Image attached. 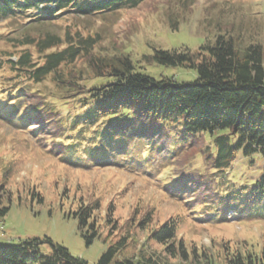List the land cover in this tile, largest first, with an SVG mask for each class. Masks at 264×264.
Masks as SVG:
<instances>
[{
    "label": "trees",
    "instance_id": "trees-1",
    "mask_svg": "<svg viewBox=\"0 0 264 264\" xmlns=\"http://www.w3.org/2000/svg\"><path fill=\"white\" fill-rule=\"evenodd\" d=\"M155 1L158 0H0V22L12 20L16 25L2 38L9 46L0 50V84L8 85L0 90L5 97L0 99L5 113L2 118L13 126H35L38 142L43 147L51 146L54 156L76 167L147 165L140 151L146 147L150 154L151 145L146 142L160 132L163 134L158 140L172 138L173 144L167 145L175 150L209 140L212 150L201 147L198 152L206 154V164L219 172L228 171L240 153L246 158H264L262 46L251 45L241 54L231 40L219 37L194 51L155 50L152 55H143L140 61L196 73L192 82L178 83L166 78L158 81L139 72L126 50L104 53L98 48L101 34L88 31L91 27L82 24L87 30L84 33L80 29L74 31L77 23L73 27L62 25L70 15L105 17ZM60 20L63 22H56ZM46 82L56 89V95L51 96L53 101L45 92L34 89ZM67 101L77 105L74 115L61 114ZM125 149L130 153L125 154ZM147 166L154 169L153 165ZM173 184H168L166 190L183 194ZM6 185L7 180L0 181V218L10 210V205H4L2 200L3 194H11ZM252 186L237 188L244 193L241 204L247 209H264V170ZM33 196L42 200L36 191ZM218 201L226 210L234 204L229 197H217L207 204ZM77 202L74 217L82 232L89 228L86 239L91 244L102 222L95 215L101 208L100 200L86 202L81 197ZM195 203V207L202 206ZM240 207L237 208L246 210ZM114 211L110 205L103 225L123 233L97 264H213L209 248L199 252L178 238L175 218L157 222L160 225L151 228L154 209L135 208L130 220L119 226L120 218L113 217ZM220 211L223 221L227 214L221 208ZM201 212L205 213L201 210L200 216ZM145 232L144 240L137 237ZM45 241L52 247L48 255L36 247L41 242L38 239L17 245L0 244V264H89L49 238ZM153 244L160 248L150 253L148 248ZM133 247L136 253L126 256L125 251ZM162 253L165 260L161 259ZM225 264H264V247L259 253L250 249L244 253L230 252Z\"/></svg>",
    "mask_w": 264,
    "mask_h": 264
},
{
    "label": "rangeland",
    "instance_id": "rangeland-1",
    "mask_svg": "<svg viewBox=\"0 0 264 264\" xmlns=\"http://www.w3.org/2000/svg\"><path fill=\"white\" fill-rule=\"evenodd\" d=\"M99 16L70 15L67 22H56L72 27L77 23L74 31L80 29L84 33L87 30L83 25L91 27L88 31L101 34L98 48L104 53L126 50L139 72L158 81L166 78L178 83L192 82L196 73L140 61L143 55H152L155 50L194 51L203 44L226 37L241 54L251 45L262 46L264 52V0H158L137 9ZM175 23L177 27L173 28ZM14 28L12 20L0 22V50L9 46L2 38ZM2 73L3 70L0 76ZM5 86L8 87L0 84V90ZM34 89L45 92L43 94L51 101V96L56 95V89L49 82ZM1 98L5 97L0 93ZM76 106L73 101H67L60 109L61 114L75 112ZM0 109V181L7 180L6 187L11 192L2 195L4 205H10V210L0 218L1 245L38 239L41 242H37L36 247L48 255L52 247L45 239L49 238L54 244L67 248L73 256L97 264L106 249L123 233L103 225L104 214L111 205L116 209L113 217L120 218L119 226L130 220L135 208L154 209L151 228L160 225L157 222L175 218L179 225L178 238L184 240L188 248L196 247L199 252L209 248L213 264H225L226 255L235 250L244 253L250 249L259 253L264 247V209L244 207L241 204L244 193L237 189L252 188L260 179L264 158H246L240 153L228 171L219 172L206 164V154L198 152L201 147L205 151L208 147L212 150L209 140L195 147L181 146L175 150L168 146L173 144L172 138L158 140L163 134L160 132L158 138L146 142L151 145L150 154L146 153V147L140 151L142 161L153 165V170L147 165L131 168L125 164L76 167L54 156L51 146L43 147L34 135L35 126H13L2 118L5 113ZM123 151L125 153L126 149ZM171 183L183 194L166 190ZM35 191L42 200L33 196ZM216 195L232 198V208L223 209L220 201L207 204L217 199ZM81 197L86 202L100 200L101 208L95 215L102 222L91 244L86 239L89 228L88 232L87 228L82 232L73 213ZM195 201L202 206L195 207ZM239 205L246 210L238 209ZM205 206L206 209H202ZM220 208L227 214L223 221H220L223 216ZM201 210L205 212H201L207 217L205 220L199 215ZM147 232L138 233L137 237L144 240ZM159 248L153 244L148 251L153 253ZM136 251L133 247L125 253L128 256ZM161 259H166L164 253Z\"/></svg>",
    "mask_w": 264,
    "mask_h": 264
}]
</instances>
